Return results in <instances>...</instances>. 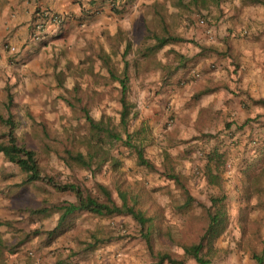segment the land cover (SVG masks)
Masks as SVG:
<instances>
[{"label": "rangeland", "instance_id": "374dc122", "mask_svg": "<svg viewBox=\"0 0 264 264\" xmlns=\"http://www.w3.org/2000/svg\"><path fill=\"white\" fill-rule=\"evenodd\" d=\"M217 1L177 7L164 0L159 6L144 7L113 33L102 24L100 34L84 37L80 32L75 42L64 41L50 56L52 71L36 73L43 74L41 84L36 79L32 87H18L8 77L9 89L0 88V115L6 114L10 90L13 135L35 152L42 179L23 184L25 174L0 152V264H148L157 252L196 264L182 246L199 239L210 198L221 193L226 195L225 228L202 254L210 258L209 264H255L253 253L262 248L260 202L256 194L244 202L239 163L252 152L250 139L264 136V128L253 124L242 128L222 109L214 112L216 117L210 114L216 99L222 98L226 105L225 91L239 101L234 84L240 66L230 37L248 34L243 25L249 6L244 0L233 7ZM234 9L243 13L241 20L231 19ZM164 25L167 32L185 40L148 50L154 43L151 34L163 35ZM125 62L130 112L123 129L120 84L109 69L120 75ZM205 100L207 107L191 117ZM82 108L94 120L106 122L120 139L106 138L103 144L102 137L92 139ZM9 129L0 122V140ZM128 136L142 148L151 167L138 163L134 149L125 142ZM87 144H96L98 151L90 168L64 162V150L83 151ZM105 150L108 158L102 163ZM207 169L218 183L207 182ZM48 180L57 185L71 182L100 200L98 185H102L118 205L123 195L151 219L150 230L130 215L78 212L55 231L57 212L33 210L74 201L75 196ZM187 195L191 201L186 205ZM88 243L97 245L84 251Z\"/></svg>", "mask_w": 264, "mask_h": 264}, {"label": "crops", "instance_id": "0c3cea01", "mask_svg": "<svg viewBox=\"0 0 264 264\" xmlns=\"http://www.w3.org/2000/svg\"><path fill=\"white\" fill-rule=\"evenodd\" d=\"M198 1L203 2V0ZM224 1L231 7L234 4L242 3V0ZM163 2L164 0H0V88L8 86L10 83L8 77L12 82L16 81L18 87L24 86L25 88L29 84L32 87L36 79L41 84L43 74L38 77L36 73L52 71L50 56L53 51L63 46L64 41L66 44L75 42L76 34L80 32L84 37L100 34L102 24L106 31L113 33L133 16L140 15V11L144 7L153 8ZM243 2L249 6L244 12L246 25H243L248 29V34L236 39L230 37V41L235 47L234 56L238 59L237 62L240 66L239 79L234 84L239 88V101L236 102L235 98L225 91L226 105L223 104L222 98L216 99V103L210 108V114L216 117L214 112L222 109L223 112L228 111L232 119H235L234 124L242 123V128L249 129L252 124L253 127L262 125L264 128V5L253 0H244ZM215 3L218 1L215 0ZM112 7L122 10L117 13ZM46 10L65 14L63 24L61 26L47 25L42 39L32 41L29 37L30 24L35 18L36 12ZM230 15L232 20L237 18L241 20L243 13L239 9H234ZM4 41L16 46L18 53L11 56L5 51L2 48ZM6 89H9V86ZM231 89H234V86ZM230 97L232 98L229 101ZM172 101L176 100L172 99ZM208 101L198 103L191 117L197 116L199 108L207 107ZM255 117L258 118L254 120ZM260 126L259 128H261ZM252 130L255 132V128ZM247 157H250V154ZM243 162L244 160L239 163V168L246 165ZM235 181L239 182L237 178H234V183ZM262 182L264 185V179ZM245 186L246 183L243 182V188ZM232 194L234 195V192ZM259 195L262 200L259 206L261 231L259 237L264 245V191H261ZM253 197L254 195L250 198ZM244 209L245 207H243ZM246 261L249 262L248 259Z\"/></svg>", "mask_w": 264, "mask_h": 264}, {"label": "trees", "instance_id": "16d2710c", "mask_svg": "<svg viewBox=\"0 0 264 264\" xmlns=\"http://www.w3.org/2000/svg\"><path fill=\"white\" fill-rule=\"evenodd\" d=\"M198 0H189L188 2H184L183 0H172L177 7H189L191 3H195ZM254 2H259L264 5V0H253ZM115 12H120L122 9L117 7H112ZM164 34L153 33L152 38L154 39V43L149 46L150 51L157 50L162 46L178 41H184L185 39L176 34H172L166 31L164 25ZM127 62L124 63L123 71L120 75H116L111 69H109V74L112 79H115L120 84V110H119V123L123 129L127 126V119L130 112V105L125 99V94L127 91ZM13 99L9 90L6 92V101L4 103L6 114L0 115V122L2 124L7 125L10 129L7 133L3 135L4 138L0 140V152L3 154L4 158L16 164L19 169L25 174V178L22 180V183H32L36 180H41L39 165L37 159L35 157V152L33 150L28 149L23 144H19L16 142V139L13 135L14 122L12 119V113L10 111V107L12 105ZM84 113L85 121L87 122L90 132L93 136L92 139L96 141L102 137V144L107 139L118 140L120 139V134L114 131L106 122L103 120H94L87 109L82 108ZM102 133V136H99ZM208 135V134H207ZM210 136V135H208ZM125 142L134 149L137 157V161L139 164L146 165L151 167V163L145 159L143 155L142 148L139 146L132 144L128 139ZM87 147V148H86ZM98 154L96 144H87L85 146V150H64V155L62 159L66 164H71L74 162L76 165L90 168L96 159ZM107 151L102 152V163L107 160L108 155ZM71 161V162H69ZM246 161V162H245ZM244 167H242L243 178L246 183V186L242 189V198L244 201H249L250 197L254 194L257 195L261 205V198L259 193L264 191L263 179H264V136L258 137L255 144L252 145V152L250 157L244 159ZM263 163V164H262ZM207 182L208 183H218L217 178L214 174H212L211 170L207 169ZM174 177V176H173ZM175 181L179 183L178 177H174ZM53 186L58 189L70 190L74 196L75 200L70 202H63L53 204L49 207H42L39 209L33 210V212L47 214L50 211H55L58 213L57 224L54 227V230H61V227L67 222V220L74 214L78 212H89L92 215L105 217L110 215H119L126 214L130 215L140 226L141 228H146V230H150L151 227V219L145 215L141 209H136L133 205H130L127 202V199L122 195L121 204L118 205L114 202L111 197L110 191H108L104 186L98 185L100 191L102 193V200L93 197L89 193H84L83 190L76 184L73 183H64L63 185H57L52 180H48ZM180 186L184 189L183 185L180 183ZM226 195L221 193L218 196L210 198V206L205 211L206 213V225L203 229L202 234L196 242L183 245V250L185 256H190L194 258L196 264H209L210 258H205L202 254L205 247H209V244L216 239L225 228V218L227 214L226 203H225ZM191 201V196H186V205ZM53 229L50 230L49 234L55 232ZM40 232H35L38 234ZM101 240V239H100ZM97 240V243L100 242ZM260 240V238H259ZM97 243H88L84 248V251L92 250L96 247ZM262 243V241H261ZM253 257L255 259V264H264V245L262 244V248L258 252L253 253ZM154 262L148 264H184L182 258H176L171 256L167 252H157L153 256Z\"/></svg>", "mask_w": 264, "mask_h": 264}, {"label": "built area", "instance_id": "2783aa9c", "mask_svg": "<svg viewBox=\"0 0 264 264\" xmlns=\"http://www.w3.org/2000/svg\"><path fill=\"white\" fill-rule=\"evenodd\" d=\"M65 14L46 11H38L35 14V18L30 24V32L29 37L32 41H39L42 39V35L47 25L53 24L57 26H61L65 19ZM2 48L7 51L11 56L18 53V49L16 46L9 44L7 41L2 43ZM256 138L252 137L250 139V143L253 145L256 142Z\"/></svg>", "mask_w": 264, "mask_h": 264}]
</instances>
